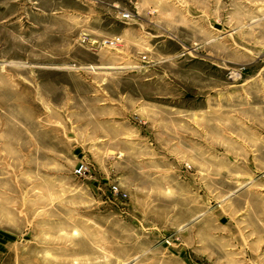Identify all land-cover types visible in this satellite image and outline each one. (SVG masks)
I'll return each instance as SVG.
<instances>
[{
    "label": "rangeland",
    "instance_id": "1",
    "mask_svg": "<svg viewBox=\"0 0 264 264\" xmlns=\"http://www.w3.org/2000/svg\"><path fill=\"white\" fill-rule=\"evenodd\" d=\"M0 264H264V0H0Z\"/></svg>",
    "mask_w": 264,
    "mask_h": 264
},
{
    "label": "built area",
    "instance_id": "2",
    "mask_svg": "<svg viewBox=\"0 0 264 264\" xmlns=\"http://www.w3.org/2000/svg\"><path fill=\"white\" fill-rule=\"evenodd\" d=\"M83 171H84L83 166H79L76 169V173H78V174H81ZM113 191H115V192L117 191V187L116 186H113Z\"/></svg>",
    "mask_w": 264,
    "mask_h": 264
}]
</instances>
